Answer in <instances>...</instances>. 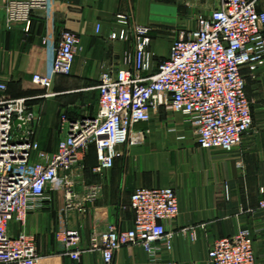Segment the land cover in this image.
Wrapping results in <instances>:
<instances>
[{
    "label": "built area",
    "instance_id": "1",
    "mask_svg": "<svg viewBox=\"0 0 264 264\" xmlns=\"http://www.w3.org/2000/svg\"><path fill=\"white\" fill-rule=\"evenodd\" d=\"M261 2L220 0L210 14L198 17L194 27L176 32L166 58L153 53L150 27L129 30V17H119L123 27L109 38L134 40V60L128 68L100 75L94 87L99 93L95 117L71 119L62 114L61 136L53 151L39 144L42 117L29 99H8L6 86L0 85V264H43L45 258L35 239L26 234L12 236L9 224L25 225L30 213L51 199L52 193L64 195L67 211L75 209V191L91 148L97 157L93 173L104 174L114 167L120 147L146 142L147 130L138 125L151 122L153 112L165 109L185 116L196 130L201 149L232 152L241 146L254 124L242 69L255 72L264 65ZM58 8V0H2L0 23L7 29L22 27L29 32L35 12ZM79 44L74 32L61 34L51 63L53 75L73 73ZM40 64L46 65L47 60L41 59ZM31 82L45 88V96H55L51 77L36 72ZM18 120L24 129L15 125ZM95 195L96 188L89 199ZM260 207L264 208V200ZM131 209L130 229L110 225L105 232L92 235L90 250L100 252L105 264H113L117 250L134 246H141L155 260L161 243L170 245L175 237L166 222L180 215L176 190L137 188L131 195ZM191 229L180 232L186 235ZM57 239L63 245L60 255L81 259L78 231L65 229L57 233ZM206 264H257L250 233L242 230L216 240Z\"/></svg>",
    "mask_w": 264,
    "mask_h": 264
},
{
    "label": "crops",
    "instance_id": "2",
    "mask_svg": "<svg viewBox=\"0 0 264 264\" xmlns=\"http://www.w3.org/2000/svg\"><path fill=\"white\" fill-rule=\"evenodd\" d=\"M58 2L57 10L34 13L29 32L22 27L7 29L0 23V80L8 82L5 96L27 98L39 112L38 140L47 151L56 148L57 137L61 136L62 114L71 119L97 115L99 93L94 87L100 75L132 64L134 40L109 38L123 27L119 17H129V30L150 27L153 53L166 58L170 54V29L177 32L184 23L196 24L200 15L210 14L220 4V0ZM206 5L208 12L204 10ZM261 7L264 9V0ZM65 30L77 34L80 44L73 73L55 76L51 63ZM43 58L46 65L40 64ZM36 72L52 78L51 92L55 96H45V88L32 84ZM242 73L252 101L254 124L240 147L232 152L201 149L196 130L185 116L160 109L152 113L151 122L138 125L147 130L146 142L120 147L121 155L111 170L101 175L93 173L97 157L91 149L75 191V209L67 211L64 195L52 193L51 199L30 213L25 225L10 223L9 234L34 238L45 258L43 264H105L100 252L90 250L93 233L105 232L110 225L120 230L132 227L131 195L137 188H172L180 207L178 218L166 222L167 230L175 233L172 243H161L155 260L141 246L121 248L113 264H206L216 240L242 230L250 233L257 264H264V208L260 207L264 200V65L255 72L245 67ZM94 188L96 195L89 199ZM185 228L192 229L183 235L180 231ZM65 229L79 233V261L60 255L63 245L57 233Z\"/></svg>",
    "mask_w": 264,
    "mask_h": 264
},
{
    "label": "rangeland",
    "instance_id": "3",
    "mask_svg": "<svg viewBox=\"0 0 264 264\" xmlns=\"http://www.w3.org/2000/svg\"><path fill=\"white\" fill-rule=\"evenodd\" d=\"M204 10H206V12H208L209 10H210V8L206 5V7H204ZM211 11V10H210ZM195 25V23L194 22H187V23H184L183 24V26H181V27H178V29L177 30H182V29H186V28H191L192 26H194ZM171 31H169L168 33H167V38H168V40H169V46H171V43H172V40H173V38L174 37H176V32L175 31H173L172 29H170ZM0 85H5L6 86V91L8 90V82L7 81H4V80H0ZM1 91V90H0ZM5 91V92H6ZM57 139L59 140L60 139V137L58 136L57 137ZM57 140V141H58Z\"/></svg>",
    "mask_w": 264,
    "mask_h": 264
},
{
    "label": "water",
    "instance_id": "4",
    "mask_svg": "<svg viewBox=\"0 0 264 264\" xmlns=\"http://www.w3.org/2000/svg\"><path fill=\"white\" fill-rule=\"evenodd\" d=\"M19 124H21V125H22V128L24 129V127H25V126H24V123H23V122H21V121H19V120H18V121H16L15 125L17 126V125H19Z\"/></svg>",
    "mask_w": 264,
    "mask_h": 264
},
{
    "label": "trees",
    "instance_id": "5",
    "mask_svg": "<svg viewBox=\"0 0 264 264\" xmlns=\"http://www.w3.org/2000/svg\"><path fill=\"white\" fill-rule=\"evenodd\" d=\"M31 29V28H30ZM92 149V148H91Z\"/></svg>",
    "mask_w": 264,
    "mask_h": 264
}]
</instances>
